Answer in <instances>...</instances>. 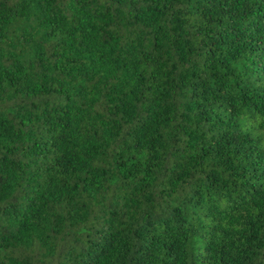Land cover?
Returning a JSON list of instances; mask_svg holds the SVG:
<instances>
[{
    "label": "trees",
    "instance_id": "trees-1",
    "mask_svg": "<svg viewBox=\"0 0 264 264\" xmlns=\"http://www.w3.org/2000/svg\"><path fill=\"white\" fill-rule=\"evenodd\" d=\"M0 264H264V0H0Z\"/></svg>",
    "mask_w": 264,
    "mask_h": 264
}]
</instances>
